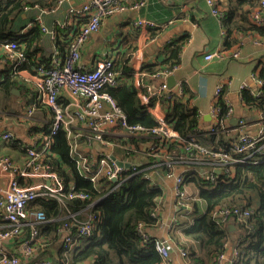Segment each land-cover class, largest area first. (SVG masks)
Segmentation results:
<instances>
[{
    "label": "built area",
    "instance_id": "2783aa9c",
    "mask_svg": "<svg viewBox=\"0 0 264 264\" xmlns=\"http://www.w3.org/2000/svg\"><path fill=\"white\" fill-rule=\"evenodd\" d=\"M63 0H60L62 2ZM214 15L222 18V8L216 0H206ZM148 0H139L134 8H144ZM61 5L58 4L57 7ZM56 7V8H57ZM53 10H41L42 14ZM126 9L125 0H89L87 3L74 5L68 9L71 16L80 27L69 33V48L64 59L55 52L51 56V62L46 64L41 58L35 59L32 70L36 75V81L32 85L35 98L25 107V112L19 116V123L27 128L34 120L33 114L38 109H46L50 114L49 128L36 134H29L25 142V154L17 159L13 155L0 156V217L5 225L0 227V263L1 264H27L37 254V246L41 241V228L49 224L50 219L44 211L30 210L32 202L39 199H53L60 204L67 200L88 201L87 206L79 212L67 209L63 218L64 224L59 229L58 235L62 246L73 249L79 245L81 240L91 236L95 224L99 221L98 212L93 210L96 202L91 203V195L85 192L66 190L64 178L58 174L48 162L47 155L51 153L52 138L59 132L64 131L70 146V157L74 160L79 174L91 182L99 190L106 191L110 182L117 183L128 178L141 175L145 179L152 180L150 169L164 167L166 176L174 182V195L177 199L178 209L182 210L185 218L194 215L195 203L200 202L197 193H191L186 182V174L191 168L198 169L197 176L204 177L214 182L219 173L230 174L234 164L257 163L252 161L257 154H262L264 161V144L259 142L264 139V116L257 123L255 135L248 134L244 129V122L234 129L237 134L227 136L228 146L226 148H207L197 140V135L202 131L209 134L224 133V118L219 106L220 100L227 105V116L234 112L231 103L224 94V87L219 86L215 91L214 103L211 108V116L217 120V124L210 130L198 128L197 134L191 135L184 140L180 148L182 152L178 157L167 154L165 148L169 142L180 140L179 133L174 126L166 120L158 119L153 128L142 125H131L127 115L119 107L114 98L104 89L108 86L117 88L124 84V75L121 71L114 69V60H106L94 69H87L81 65V48L88 42L91 35L99 32L105 19L112 17ZM250 19L258 26H264V0L260 5L253 8L249 13ZM38 24L44 36L48 37L54 44L58 40L59 29L68 28V23H56L53 28L45 25L42 16H38L32 26ZM137 28H153L155 25L148 20L135 22ZM256 44L264 48V38L255 39ZM1 50L6 58L2 59L4 66H10L15 75H19L29 63V58L16 40H7L1 43ZM227 51L218 50L207 54L206 60L213 58H225ZM233 57H238L239 52L235 50ZM171 72V71H170ZM170 72H158L155 75H169ZM3 76L0 72V80ZM259 83L263 82L259 79ZM143 106L153 112L152 102L171 104L177 100L184 99L183 86L177 88L169 87L165 82L159 87L153 85H142L136 89ZM153 114V113H152ZM199 114V113H198ZM154 115V114H153ZM226 116V117H227ZM199 117L201 118L200 114ZM35 122V121H34ZM1 123V121H0ZM36 124V122H35ZM15 138L13 132L6 130L0 132V142H6ZM139 139V146L133 142ZM147 142L148 156L156 160V163L146 167L133 161L138 154L143 142ZM93 144H100L103 149L96 155L90 149ZM88 148L85 151L84 146ZM115 158V160H114ZM116 161L123 165L119 166ZM178 166H183L185 171L176 174ZM201 168V169H199ZM159 206V205H158ZM158 206L152 213L158 220ZM249 207H218L213 217L220 228H229L230 221L245 222L250 214ZM81 215L83 218H81ZM191 221H194L192 218ZM25 228H30L27 239L19 243L15 240L20 238ZM144 223L138 225L137 231L145 241L152 240L155 248L161 255V264H170L174 244L171 241L155 239L147 232ZM231 237L227 238L225 251L219 256L216 264H222L225 253L231 244ZM18 246V247H17ZM180 255L189 260V251L179 248ZM239 252L235 249L234 264ZM39 264H53L51 258L45 257ZM64 264H70L65 262ZM78 264H92L83 262Z\"/></svg>",
    "mask_w": 264,
    "mask_h": 264
},
{
    "label": "trees",
    "instance_id": "16d2710c",
    "mask_svg": "<svg viewBox=\"0 0 264 264\" xmlns=\"http://www.w3.org/2000/svg\"><path fill=\"white\" fill-rule=\"evenodd\" d=\"M60 0H0V52L1 43L7 40H16L25 50L29 63L25 68L32 70L35 59L41 58L46 64L51 62V56L44 53L41 46L44 34L38 24L30 28L25 35H20L15 30L17 20L28 8H38L41 10H53ZM218 6L222 8L221 24L225 31L224 49L229 51L239 44V35L246 37L251 33H257L264 38V26L253 23L249 13L253 8L260 5L256 0H216ZM222 6V7H221ZM65 29H59L58 40L55 42L59 57L64 59L68 53L69 36L65 35ZM61 37H64L61 39ZM181 48L176 47L170 58L165 62V66L156 68L153 65L143 68L152 74L158 72H170L180 64ZM40 55V56H39ZM6 58L3 52L0 61ZM128 58H119L114 62V69L126 73V63ZM0 72L3 79L0 80V121H6L15 111L25 108L34 98L35 93L19 84V75H15L10 66L0 63ZM128 73V72H127ZM125 75V74H124ZM260 80L264 85V69L260 71ZM21 90L27 93L28 98L25 103L17 106L13 103L15 94L13 90ZM185 90V88H184ZM105 92L109 93L117 102L119 107L125 112L128 122L131 125H142L146 128H153L157 121L148 109L142 105L140 98L134 88L133 80L124 83L117 88L106 87ZM186 91V90H185ZM187 94V93H186ZM243 102L250 109L261 111L264 114V86L263 93L254 95L249 90L242 93ZM190 102V101H189ZM187 100H177L171 105V112L167 121L173 124L175 130L180 135V140L169 142L165 148L167 154L178 157L182 152L180 148L183 139H188L191 135L197 134L200 126L198 111ZM221 115L227 116V105L224 100H220ZM16 107V108H15ZM45 113L42 122L35 124L34 119L31 124H27L29 134H36L46 131L49 128L47 122L50 121V114L46 109H38L33 117H38V113ZM230 136H233L231 134ZM197 140L207 148H226L228 138L224 133L209 134L202 131L197 135ZM53 145L51 153L47 155L48 162L53 169L60 174L65 181L66 190L72 186L74 191L85 192L91 195V203L96 202L93 207L98 212L100 219L95 224L91 236L81 240L79 245L73 249H65L58 235L59 229L64 224V217L67 209L72 212H79L87 206L88 201L67 200L65 204H60L53 199H39L29 206L30 210L44 211L52 221L41 228V241L37 246V254L27 264H39L45 257L51 258L53 264H78L90 262L92 264H161V255L155 248L152 240L145 241L138 233L137 228L140 223L147 227L157 225L159 220L153 217L152 213L158 206L163 190L154 181L145 179L141 175L128 178L117 183L110 182L106 191L99 190L91 182L83 178L77 166L70 157V146L67 135L64 131L59 132L52 138ZM133 142L139 146V139ZM207 146V145H209ZM264 144V139L259 145ZM25 142L15 136L14 139L2 144L3 150L7 153H0V156L10 155L14 152L25 154ZM139 152V151H138ZM263 155L257 154L248 164H234L230 174L219 173L214 182L204 177L197 176L195 172L186 174V182L194 183L200 202L204 203L206 210L203 214L194 219L192 226L188 227L184 234L189 239L199 243L200 251H191L189 259L193 264H216L219 256L225 251V244L228 237L234 243L239 255L234 264H264V161ZM150 166L156 163L152 157H148ZM199 203V202H198ZM198 204L195 203L194 214ZM249 207L252 211L245 222H235L237 230L231 232L229 228H220L213 217L214 211L218 207ZM81 218L83 216L81 215ZM5 222L0 217V227ZM30 228H25L22 236L15 240V243L27 239ZM1 264V263H0Z\"/></svg>",
    "mask_w": 264,
    "mask_h": 264
},
{
    "label": "crops",
    "instance_id": "0c3cea01",
    "mask_svg": "<svg viewBox=\"0 0 264 264\" xmlns=\"http://www.w3.org/2000/svg\"><path fill=\"white\" fill-rule=\"evenodd\" d=\"M89 0H63L54 11L42 14L41 9L28 8L17 20L15 30L20 35H25L32 28L34 20L42 16L45 25L50 28L56 23H68L65 35L80 25L68 14V9L74 5L87 3ZM139 0H125L126 9L118 14L105 19L99 32L91 35L88 42L81 48V65L87 69H94L98 64L106 60L128 58L126 71L124 72V83L133 80L135 90L142 85H153L159 87L167 83L169 87L177 88L183 86L186 96L184 101L195 107L200 114V128L207 131L217 124V120L211 116V108L214 103L215 91L219 86L224 87V94L233 107V114L224 118L226 131L229 136L237 134L234 129L238 128L241 121L244 122V129L248 134L255 135L257 123L264 114L261 111L250 109L245 105L242 98L244 90H249L254 95L263 93V84L259 83L260 71L264 69V48L256 44L255 39L263 38L257 33H251L246 37L238 36L239 44L227 51L225 58H213L206 60L207 54H212L224 49L225 31L221 24V17L212 13L211 7L206 0H148L144 8H134ZM257 2L261 0H256ZM225 4V0H221ZM222 7V6H221ZM148 20L152 22L153 28H137L135 22L138 20ZM61 29V28H60ZM64 37H61V39ZM41 46L47 56L57 51L56 45L44 36ZM176 47L181 48L180 64L173 69L169 75L156 76L143 68L153 65L161 68L170 58ZM237 50L238 57H233L232 53ZM59 53V52H58ZM1 50L0 55L2 56ZM40 56V55H39ZM2 63V61H0ZM165 66V65H164ZM34 71L26 68L19 74V84L25 87V91L32 90V85L37 82ZM16 90V89H15ZM19 91L15 94L13 103L17 106L25 103L28 98L27 93ZM171 104L152 102L153 112L151 114L157 121L167 118L171 112ZM25 112V108L15 111L6 121H1L0 132L9 130L21 140L27 141L28 129L19 123V116ZM45 113H38L36 123L42 122ZM40 121V122H39ZM173 125V124H172ZM211 144L207 145L209 147ZM138 154L133 157V161L146 167L150 166L148 159L147 142L140 146ZM84 150L87 151L86 145ZM91 153L96 155L103 149L100 144H93L89 148ZM0 145V153L4 152ZM17 159L24 154L14 152ZM24 158V157H23ZM22 158V159H23ZM188 172L198 173V169L188 166ZM201 169V168H199ZM151 179L156 185L162 188L163 194L158 201L159 222L147 228V232L152 238L171 241L174 249L171 255L170 264H193V261L186 260L179 253V248L189 251H200L199 243L185 236L184 231L192 226L198 215L205 212L204 203H197L199 207L196 213L189 218L182 215V210L178 209L177 199L174 195V182L167 178L164 167L150 169ZM185 171V168L178 166L176 174ZM3 180L0 177V184ZM191 193H197L192 189L193 183H188ZM195 186V185H194ZM197 214V216H195ZM229 230L235 232L237 226L230 221ZM18 247V246H17ZM235 254L234 243L229 244L225 253V260L222 264H233Z\"/></svg>",
    "mask_w": 264,
    "mask_h": 264
},
{
    "label": "rangeland",
    "instance_id": "374dc122",
    "mask_svg": "<svg viewBox=\"0 0 264 264\" xmlns=\"http://www.w3.org/2000/svg\"><path fill=\"white\" fill-rule=\"evenodd\" d=\"M15 108H16V107H15ZM0 145H2L1 142H0ZM4 152L7 153V154H9L7 151H4ZM4 152H3V153H4ZM10 155H13V156H14V153H12V154H10ZM194 185H195V184L193 183V187H192V189L197 190V189H196V186H194ZM198 207H199V205L197 206V208H198ZM203 208H205V205H203Z\"/></svg>",
    "mask_w": 264,
    "mask_h": 264
},
{
    "label": "water",
    "instance_id": "95a60500",
    "mask_svg": "<svg viewBox=\"0 0 264 264\" xmlns=\"http://www.w3.org/2000/svg\"><path fill=\"white\" fill-rule=\"evenodd\" d=\"M13 93L14 94H19V91H17V90H13ZM114 160H115V158H114ZM117 162V164L119 165V166H122L123 164L120 162V161H116ZM114 182L116 181L115 179L113 180Z\"/></svg>",
    "mask_w": 264,
    "mask_h": 264
}]
</instances>
